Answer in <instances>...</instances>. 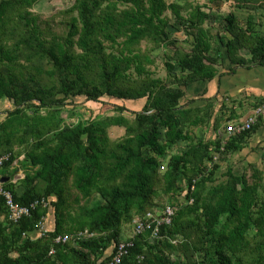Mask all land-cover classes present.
<instances>
[{
	"label": "trees",
	"instance_id": "16d2710c",
	"mask_svg": "<svg viewBox=\"0 0 264 264\" xmlns=\"http://www.w3.org/2000/svg\"><path fill=\"white\" fill-rule=\"evenodd\" d=\"M42 1L0 0V103H11L0 119V158L9 157L0 170L17 204L38 203L14 223L0 195V264H111L123 243L132 246L120 264H264V170L252 183L231 168L217 180L258 123L228 141L193 137L213 121L214 103L188 94L237 74L248 62L242 51L264 64V0H75L63 35L39 24L33 9ZM225 4L233 11L215 32L212 12ZM158 50L165 79L152 68ZM226 59L233 67L221 74ZM104 97L113 113L68 121L72 101ZM111 127L125 135L112 139ZM17 170L24 178L13 182ZM44 217L49 234L31 236Z\"/></svg>",
	"mask_w": 264,
	"mask_h": 264
},
{
	"label": "rangeland",
	"instance_id": "374dc122",
	"mask_svg": "<svg viewBox=\"0 0 264 264\" xmlns=\"http://www.w3.org/2000/svg\"><path fill=\"white\" fill-rule=\"evenodd\" d=\"M168 3L175 2L176 0H166ZM205 0H201V3H203ZM75 0H43L42 2L39 3L34 9L33 12L39 16V24L42 26V28L48 32H56L59 34H65L69 27L70 24H72L73 20V14L69 13V10L73 7ZM233 9L230 5L225 4L221 10V12H217L214 10L212 12L213 18L209 22L210 24L214 25L215 32L218 30H223L224 26L226 23L224 22V16L225 14H228L232 12ZM168 18H170L171 24L173 25L175 23V18L173 17L172 11L167 12ZM218 16V19H216ZM264 17V13L261 15ZM240 19L246 20L248 17L247 14L243 16V18L239 15ZM243 22V25L246 26L245 21ZM262 23V29L264 32V19H261ZM223 21V22H222ZM217 27V28H216ZM259 28V27H258ZM173 38H175L178 46L190 50L191 46L189 44V41L186 39L184 33L182 31H179L178 29H173ZM155 58H157V66H153V72L157 74L159 78L165 79L167 76V71L164 68L163 64V58H164V53L162 50L156 51L154 54ZM240 57H245L249 58L250 54L248 51L240 52L238 54ZM229 59L226 60H220L218 63L220 64V67L218 68L220 70V73H224L226 70L224 69H229L230 67H233L232 64H229ZM228 71V70H227ZM198 84V83H197ZM199 91L196 93L193 92V95H199ZM111 99L109 97H104L101 102H91L87 101L85 98H79L75 101H72L71 108L73 109V112L75 113V116L72 119H68L69 122H76L81 119L87 121L90 120L100 114H111L113 113L112 107H111ZM11 107V103H8V101H3L0 103V119L5 117V112H7ZM139 110L136 108V111ZM64 116H67V113L64 114ZM194 129V128H193ZM197 133H194L193 131V137H204L203 134V127L200 128H195ZM109 136L112 139H120L125 135V129L120 128V127H111L108 130ZM191 133V130H190ZM214 133V131H212ZM197 134V135H195ZM215 136V134L212 135V138ZM217 136V134H216ZM211 138V139H212ZM205 140V139H204ZM182 148L186 147V144L181 145ZM23 159V156L21 157V160ZM14 166H17L15 164ZM233 169L234 172L240 173L241 171L245 170V173H247V178L249 179L250 183L254 181L253 179V172L256 170H264V161H256V162H247L246 157L242 154V156L235 155L232 156L230 155L226 159H223L222 162L220 163V170L217 172V180L222 181L225 180V175L228 174L227 170ZM4 169L0 170V174L3 176L4 173L7 171ZM21 171V170H20ZM23 172V171H21ZM19 172L20 174H22ZM23 175V174H22ZM218 181V182H219ZM162 193V191H161ZM264 193V190H263ZM123 238H125V234L123 232L122 234ZM128 236H131L128 233Z\"/></svg>",
	"mask_w": 264,
	"mask_h": 264
},
{
	"label": "crops",
	"instance_id": "0c3cea01",
	"mask_svg": "<svg viewBox=\"0 0 264 264\" xmlns=\"http://www.w3.org/2000/svg\"><path fill=\"white\" fill-rule=\"evenodd\" d=\"M246 59L247 65L238 67L237 74L221 73L223 74L221 80L215 79L210 83L198 82L191 87L188 94L199 91V95L205 93V99L212 98L214 119L210 125L203 127V134L207 140H212L213 134L215 136L217 134L218 137L222 133L228 141L232 136L238 135L227 133L228 124L234 123L239 126L249 120H255L254 125L258 123L255 132L249 136L240 151L231 152L229 156L243 154L247 162L264 161V113L257 114L264 106V64L262 66L252 64L251 54ZM227 141H224L225 146Z\"/></svg>",
	"mask_w": 264,
	"mask_h": 264
},
{
	"label": "built area",
	"instance_id": "2783aa9c",
	"mask_svg": "<svg viewBox=\"0 0 264 264\" xmlns=\"http://www.w3.org/2000/svg\"><path fill=\"white\" fill-rule=\"evenodd\" d=\"M264 113V106L260 108L257 112V114ZM256 123L255 120H249L242 125H235L234 123H230L227 127V133L232 134H242L244 132L250 131L254 124ZM9 157L5 156L0 159V167L3 166L5 161H8ZM0 195L4 196L6 200L7 207L10 211V219L14 221V223H17L22 220V218L30 216L32 210L37 206V204L33 203L30 206H21L20 204H17L14 201L13 195L10 192H7L3 189L2 183L0 182ZM175 214L174 208L168 207L166 210V216L163 218V222H166L167 224L172 222L173 216ZM162 222H160L161 224ZM148 228H151V225H148ZM141 231V226L138 229ZM48 230L45 227V224L42 222L39 225V234L41 236H44L47 234ZM80 238L83 237V235H79ZM70 237L69 236H60L57 239V243H67L69 242ZM132 246V244H125L123 243L121 245V251L114 257V259L110 262L111 264H120L121 263V255L122 252H124L125 247Z\"/></svg>",
	"mask_w": 264,
	"mask_h": 264
},
{
	"label": "clouds",
	"instance_id": "9594fccd",
	"mask_svg": "<svg viewBox=\"0 0 264 264\" xmlns=\"http://www.w3.org/2000/svg\"><path fill=\"white\" fill-rule=\"evenodd\" d=\"M228 125H229V124H228ZM228 125H227V127H228ZM213 138H214V137H213ZM223 143H224V142H223ZM223 148H225V143H224L223 147L220 148V150L223 151ZM3 157H5V156H3ZM3 157H1V158H3ZM1 158H0V159H1ZM215 159H217V157H215ZM5 162H6V161H5ZM15 164H18V161L15 162ZM15 164H14V165H15ZM21 171H22V170H21ZM21 171H20V170H17V172H16V174H15V177H14V179H13V182H17V181H19V180H21V179L24 178V173L21 172ZM19 172H21L23 175L20 174ZM3 178H8V181H10V179H11V178H9V177H7V176H2V177L0 178V182H1V183H2V179H3ZM8 181H7V182H8ZM7 182H6V183H7ZM6 183H2L3 189H4V184H6ZM4 190H5V189H4ZM5 191H7V190H5ZM7 192H9V191H7ZM1 196H2V195H1ZM3 197H4V196H3ZM34 203L37 204V206H38V203H37V202H34ZM32 204H33V203H32ZM42 204H43L44 207H48V206H49V201H48L47 199H42ZM30 205H31V204H30ZM30 205H29V206H30ZM21 206H22V205H21ZM37 206H36V207H37ZM36 207H35V208H36ZM35 208H34V209H35ZM34 209H33V210H34ZM33 210H32V211H33ZM174 211H175V210H174ZM31 214H32V212H31ZM31 214H30V215H31ZM174 215H175V214H174ZM27 217H29V216H27ZM22 219H23V218H22ZM42 222L45 224V227H46V229L48 230L47 234H45L44 236H41V235L39 234V225H40V223H42ZM40 223L38 224V228H37L36 230H34L33 232H31V236L33 235V236H35L36 238H37V237H38V238H42V237H45V236H47V235L49 234V232H50V229H49V228H50V218H47V217L45 218V217H44ZM59 237H60V236H59ZM57 239H58V238H57ZM67 243H68V242H67ZM59 244H61V243H59ZM64 244H65V243H64ZM52 253H54V250H53Z\"/></svg>",
	"mask_w": 264,
	"mask_h": 264
},
{
	"label": "water",
	"instance_id": "95a60500",
	"mask_svg": "<svg viewBox=\"0 0 264 264\" xmlns=\"http://www.w3.org/2000/svg\"><path fill=\"white\" fill-rule=\"evenodd\" d=\"M8 181V178H3L2 183H6Z\"/></svg>",
	"mask_w": 264,
	"mask_h": 264
}]
</instances>
